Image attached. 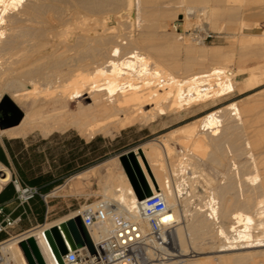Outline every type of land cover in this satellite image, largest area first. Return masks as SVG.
Returning <instances> with one entry per match:
<instances>
[{
    "label": "bare ground",
    "instance_id": "obj_1",
    "mask_svg": "<svg viewBox=\"0 0 264 264\" xmlns=\"http://www.w3.org/2000/svg\"><path fill=\"white\" fill-rule=\"evenodd\" d=\"M161 1L164 0H0V100L4 90L12 93L14 101L23 103L29 98L33 100L29 114L22 123L1 131L0 135L11 139L20 138L26 136L30 129L33 131L36 128H42L44 134L73 128L84 136L92 137L99 133L110 135L113 128L123 129L157 117L177 114L235 93L234 76L218 66L198 74L195 71V74H187L180 79L181 68L176 62L178 57H174L176 53L179 55L180 50L177 47L179 44L175 46L173 41L175 33L167 31V35L159 41L161 43L153 39V34L165 26V21L169 20L167 18L173 16L170 17L172 21L178 18L181 7L185 8L187 17L201 13L200 17L207 21L209 12L197 8L206 0H177L180 7L168 6L165 12L161 11ZM167 1L173 3V0ZM212 1L215 6L209 20L216 24L221 16L227 14L225 6L231 0ZM135 2L139 13L137 25L141 32L138 38L133 39L126 34L127 38L122 36L128 41H119L120 37L114 34L116 29L104 25L105 28H102L101 23L104 21L101 20L113 16L119 25L123 24V19L131 18ZM83 16L93 17L95 24L101 22L97 26L101 25L105 35L92 26H86L88 21L84 24ZM53 19L64 23L63 30L56 32ZM207 26L186 25L181 32L183 39L204 44L210 32ZM88 32L92 35H88ZM165 46L176 52L175 55H172V51V56L165 55ZM213 51L211 55L216 58L215 62H221L220 48ZM186 53L190 63L188 72H192L198 57L204 56L195 57L196 50L191 48H187ZM27 91L33 93L28 94ZM228 112H231L230 117L227 116ZM226 116L240 121V108L232 104L225 111L219 110L207 115L198 126H192L187 140L194 138L197 151L210 143L218 148L224 142L233 140L236 133L232 124L225 126L223 134L217 131V128L222 127L221 117L225 119ZM161 145L169 159L171 153L166 151L165 145ZM260 145L255 151L248 141L244 159L229 160V170L226 168L223 176L224 183L216 185V188L213 185L215 190L209 196L210 203L206 204L208 208H199L190 215V220L186 216L187 207L179 200L185 189L186 175L193 174L190 157L170 163L169 174L161 165L163 151L159 144L152 142L133 152L149 188L154 192H162L178 220L171 234L176 254L166 261L161 258L151 264H215L212 257L198 258L200 254L211 253L219 254L215 258L217 261L226 260L218 264H242L243 259L252 261L264 254V143ZM228 153L232 157V148ZM104 167L107 179L104 178L106 182L100 196L121 213H133L141 201L127 174L120 173L113 161ZM0 168L5 175L3 177L0 174L1 189L3 183L10 181L11 172L1 164ZM98 168H93L91 172L97 173ZM163 177L170 181L163 182ZM82 178L85 179V176ZM229 179L232 180L227 183ZM179 180L181 183H178ZM235 189L238 192L237 198L229 197ZM250 193L259 198L252 199ZM181 205L185 208L184 216L179 210ZM234 206L237 208L232 211ZM64 223L61 221L51 227H39L25 232L6 243L3 252L16 264H28L17 245L34 239L46 264H59L45 232L57 227L69 249L73 250L63 228ZM176 241L178 248L174 244ZM207 247L211 251L213 248L217 250L211 252ZM199 250L202 252L199 253ZM186 257L190 259H184ZM150 258L152 262L155 261L153 254Z\"/></svg>",
    "mask_w": 264,
    "mask_h": 264
},
{
    "label": "rangeland",
    "instance_id": "obj_2",
    "mask_svg": "<svg viewBox=\"0 0 264 264\" xmlns=\"http://www.w3.org/2000/svg\"><path fill=\"white\" fill-rule=\"evenodd\" d=\"M171 3L172 2L167 0L161 1V11L165 12L167 10L166 7L168 6L173 7V5H175V7H180L179 1L177 0H173V3ZM135 6L131 11V18L123 19V24L119 25V23L116 22L113 16L101 20L104 21L105 24L108 23L107 25H105L103 22L99 23H101L102 26L104 25L106 28L109 27L116 29L114 34L115 36L117 35L120 37L119 41H128L126 39L128 35L133 39L138 38L137 36H139L141 30L137 25V15L139 13L137 11L138 5L136 4V2ZM214 6L215 5L212 0H206L205 2L197 6V8L206 9V11L209 12V17L207 20L208 24H210L209 26H207L208 24L206 19L203 20V18L200 17L201 13H196V15H190L187 17V15L185 14V8L181 7L179 8L178 18L174 16L176 19L174 18L175 20L173 21V16H170L172 17L171 19L170 17L167 18L169 20L166 19L167 21H165V26L158 28L155 31L156 34H153V39L157 40L156 43H161L159 41H162L163 37L166 36L168 32H172L173 34L175 33L173 41L174 43H176L175 46L179 44V46H177L180 49L178 52L179 55L173 50L168 49V47L166 46L165 48L167 50H165V55L170 57L171 51L173 56L176 53V56L174 57H178L176 59V62L178 65H180V70L183 71H179L180 79L185 78L187 74L193 75L196 72L197 74L207 72L215 66H218L225 69L226 72H229V75L234 76L233 83L236 87L235 93L224 98L193 106L190 109H185L184 111H181L177 114L157 117L154 120H148L144 123L134 124L123 129L113 128L111 130V133H113L110 135L99 133L92 137L84 136L81 135L78 130L73 128L65 131H53L49 134H44L42 128H36L33 129V131L30 129L26 136L13 139L0 135V143L3 145L5 140H14L19 142L24 141L29 146L30 151L28 153V157L32 160V166L35 170V176L51 174L53 175V179L59 184L46 195L48 196V205L43 223H40L38 221V218L30 212L29 208L20 209L15 212V214L17 212H20V214H22V222L17 227L15 234L21 235L22 233L39 227H51L61 221L67 222L68 220L74 218L75 214L83 207L90 206L102 200L103 198L100 196V191L101 188L105 185L106 180L104 178H106L107 176L104 167L105 164L112 161L115 162L117 168H119L118 171L126 175L120 158L122 156H127L128 154L133 153L135 150L141 148L142 146L152 142L159 144V146L161 147V151H163L161 152L162 163H159H161V165L168 171L169 174L170 163L177 162L184 157H190L193 174L186 175L187 179L185 180V189L183 194L179 197V200L184 202L183 205L185 206V208L187 207L186 216H188L189 220L190 218H192L190 217V215H192V213L194 214L199 208H204L203 210H205V208H208L207 205L210 203V194L213 193L216 185L218 186L221 183H224L223 176L226 173L227 169L229 170V160L244 159L245 145L248 141L252 144V148L255 151L259 149L260 144L262 145L264 143V0H243V2L242 0H231V2H228L225 6L227 14L225 13L223 15L224 17L221 16V19H219L216 24H213V22L209 20L211 19L210 14L214 9ZM230 10L231 12H229ZM231 16L233 17V19ZM83 18H85L86 20ZM230 18L232 22L229 20ZM82 20H84V24L88 21L86 26H92L93 29L95 28V30H97L100 34L105 35L102 29L105 27L103 26L102 28H100L101 25L97 26L99 23L95 24V19L93 17L83 16ZM91 21L94 22V25H92L93 23ZM52 22L55 23L53 24L56 32H60L61 30H63L64 23H59L58 20L54 19L52 20ZM188 24H196L197 26H202L204 24V26L209 27V36L207 37L204 44H196L190 41H185V39H183V34H181V32ZM171 26H173V28ZM177 26L179 28L176 30L175 28ZM124 28L126 30H124ZM87 34L92 35V33L90 32H88ZM122 35H125L124 37H126V40H124ZM155 36L156 38H154ZM76 38L77 37H75L73 41H75ZM217 47L221 50L220 56L222 58L219 56L221 62H215L216 58L211 55L214 52L213 50ZM187 48L196 50L197 55L195 54V57H198V55L204 56L203 58L198 57L199 59L197 63L193 64L192 72H188L190 63L188 55L186 53ZM197 52L201 53L198 54ZM201 66L204 67L201 68ZM194 67L196 68V70ZM27 93L30 94L33 93V91H27ZM5 97H9L21 109L25 116L29 114L28 112L32 107L33 101L31 98L24 100L23 103L22 101H14L12 93L8 90H4L1 93L0 103ZM232 104H235L240 108L241 120L234 121V117H232V119L227 118V116L230 117L231 113L228 112L225 118L227 120L221 117L223 121L222 127L217 128V131L219 130L218 132H222L223 134L225 126L227 124H232L236 133L235 138L237 139L235 140L234 138L233 140H228L224 142L223 146H220L218 148L214 145H210V143L201 151H197L194 147V138L187 140L189 136L188 131L192 128V126H198L203 118H205L207 115L219 110L225 111ZM74 109L75 105H73L72 107V110ZM1 117L2 115L0 113V118ZM237 132L240 133L238 134ZM162 139L164 143L162 142ZM19 142L13 144V147L15 149H18L20 147L21 144ZM84 142H87V145H85ZM161 144L165 145L167 149L166 151H168V153H171L169 159L167 158L166 152ZM231 148L233 152L232 157L228 153L229 150L231 151ZM85 155L86 157H90L91 161L99 159L102 155L106 159L104 162L86 171L71 176L68 175L67 167L69 166V164L75 165V168L80 167L86 161ZM163 156L165 159L163 158ZM96 167H99L98 172L92 173L91 170ZM12 168L13 169L8 168L11 173H13L14 170L16 171L14 166H12ZM83 175L85 176V179L82 178ZM168 176V178H170V175ZM165 178L166 177H163V182H166L167 180L170 181L169 179L166 180ZM231 180L232 179H229V181L227 180L226 182L230 183ZM226 182L225 185H227ZM7 183L3 184L8 185ZM178 183H181V180H179ZM213 185L215 186V188ZM2 188L4 189L5 186H3ZM250 194V197H252V199L254 200H257L259 198L258 195H255L253 193ZM228 196L237 198V190H232V192ZM235 200L238 202V199ZM183 205L179 207L182 216H184L183 211L185 210ZM233 208L232 211L236 210L237 207L235 208L234 206ZM14 209V205L10 207L11 211ZM206 212L208 213V211ZM174 244H176L178 248L177 241ZM27 246L29 252L34 257L30 244L27 243ZM17 247L25 258L20 245H17ZM215 249L216 248H213V250L211 251V248L207 247V250H210L211 252H216L217 249ZM198 252L200 253L202 251L199 250ZM169 253L171 255H175L176 251L174 249L169 250ZM218 255V253H211L210 255L200 254L198 255V258L212 257V260L215 264H218L217 262L224 263L226 261L225 259H219L218 261L215 259ZM184 259L190 258L186 257ZM43 261L45 260L43 259ZM249 261L250 260L243 259L242 264H264V254L260 256L258 255L257 258L252 260L253 262Z\"/></svg>",
    "mask_w": 264,
    "mask_h": 264
},
{
    "label": "built area",
    "instance_id": "obj_3",
    "mask_svg": "<svg viewBox=\"0 0 264 264\" xmlns=\"http://www.w3.org/2000/svg\"><path fill=\"white\" fill-rule=\"evenodd\" d=\"M0 174L3 176L2 171ZM7 184L14 187L16 198L14 210L7 211L5 207H0V236L5 238L0 241V264H16L3 252L6 243L24 234H15L22 222V216L15 217V212L29 208L38 196L48 205V196L40 194L34 187L24 185L12 173ZM2 190L3 188L0 189ZM150 191L151 195L141 201L133 213L126 215L103 199L93 206L79 210L75 215L81 217L94 252L86 245H77L75 250L69 249L68 254L63 257V263L151 264L161 258L163 261L171 258L169 250L174 249L171 234L177 227L178 220L168 207L162 192ZM151 254L155 258L153 262Z\"/></svg>",
    "mask_w": 264,
    "mask_h": 264
},
{
    "label": "water",
    "instance_id": "obj_4",
    "mask_svg": "<svg viewBox=\"0 0 264 264\" xmlns=\"http://www.w3.org/2000/svg\"><path fill=\"white\" fill-rule=\"evenodd\" d=\"M0 113L2 115L0 118L1 131L19 126L25 117L21 109L9 97H5L1 101ZM120 161L123 164L128 179L139 200L143 201L145 198L149 197L151 195V191L143 173L140 171L137 160L135 159V155L130 153L127 156H122ZM0 164L3 165L2 163ZM4 176L5 175L3 174V177ZM63 228L71 242L73 250L76 249L77 245H86L91 252H94L93 245L88 236L87 230L83 225L81 217L76 216L68 220L63 224ZM45 235L53 249L58 263L64 264L63 257L68 254L69 246L67 245L61 231L57 227H53L52 229L47 230ZM27 243L30 244L34 257L29 252ZM20 248L23 251L26 260L28 261V264H35V262L44 264L34 240L21 243Z\"/></svg>",
    "mask_w": 264,
    "mask_h": 264
},
{
    "label": "trees",
    "instance_id": "obj_5",
    "mask_svg": "<svg viewBox=\"0 0 264 264\" xmlns=\"http://www.w3.org/2000/svg\"><path fill=\"white\" fill-rule=\"evenodd\" d=\"M18 142L19 141H5V145L8 154L10 155L13 161L19 180L24 185L36 188L40 194L47 195L55 187L59 185L58 182L53 179V175L51 174L35 176V170L33 169L31 158L28 157V154L26 152L21 153L22 149L24 148L22 142H19L21 145L18 149H15L13 147V144ZM105 159L106 158L102 155L99 159L95 161H91L90 157L87 156L85 163L80 167L75 168L74 167L75 165L69 164V166L67 167L68 175L71 176L86 171L104 162ZM0 163H2L4 166L7 167L9 166V161L1 146H0ZM15 198H16V193L12 184L6 185L5 188L0 193V207H5L10 203L15 202ZM29 210L33 215H35L38 218V221L40 223L44 222L47 205L39 196L36 197L35 200L31 203V208H29ZM20 215L22 214H20V212H17L15 214V217ZM4 239H5L4 237L0 236V241Z\"/></svg>",
    "mask_w": 264,
    "mask_h": 264
},
{
    "label": "crops",
    "instance_id": "obj_6",
    "mask_svg": "<svg viewBox=\"0 0 264 264\" xmlns=\"http://www.w3.org/2000/svg\"><path fill=\"white\" fill-rule=\"evenodd\" d=\"M251 75H252V74H251ZM251 75H250V77H251ZM5 141H14V140H5ZM5 141H4V145L0 143V146H1L2 149L4 150V152H5L6 156H7V159H8V161H9V166H8V167L6 166V167H7V168H11V169H13L12 166H14V164H13V161H12V159H11L10 155L8 154L7 149H6ZM22 144H23L24 148L22 149L21 153H22V152H26V153L28 154L29 146H28L24 141L22 142ZM84 144L87 145V142H84ZM31 148H32V147H31ZM17 156H18V155H17ZM85 157H86V155H85ZM80 159H81V153H80ZM12 174L15 175L16 177H18V176H17V171L14 170V172H13ZM13 205H14V202H13V203H10V204L7 205V206H5V209H6L7 211H10V207L13 206ZM29 208H31V206H30Z\"/></svg>",
    "mask_w": 264,
    "mask_h": 264
}]
</instances>
